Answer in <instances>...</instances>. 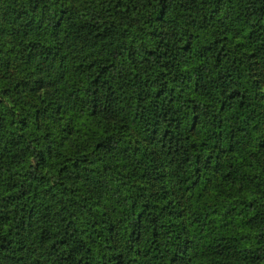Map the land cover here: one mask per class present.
<instances>
[{
    "label": "trees",
    "instance_id": "1",
    "mask_svg": "<svg viewBox=\"0 0 264 264\" xmlns=\"http://www.w3.org/2000/svg\"><path fill=\"white\" fill-rule=\"evenodd\" d=\"M76 6L0 0V264H264L263 168L235 140L260 117L234 54L242 38L264 56V0ZM205 157L222 196L189 229L143 177L158 166L170 193L195 188Z\"/></svg>",
    "mask_w": 264,
    "mask_h": 264
},
{
    "label": "rangeland",
    "instance_id": "2",
    "mask_svg": "<svg viewBox=\"0 0 264 264\" xmlns=\"http://www.w3.org/2000/svg\"><path fill=\"white\" fill-rule=\"evenodd\" d=\"M69 3L73 5H79L82 0H76L75 2ZM77 7V6H76ZM203 38V35L197 34L194 41L195 43H200ZM238 38H233V43ZM239 46H236L237 49L234 50V54L237 57H240L238 60V64L243 71V76H241V81L244 85V88L250 95L251 99L255 102L256 108L259 111L260 123L257 127L251 128L248 130L247 135H243L242 132H238V136L235 139L241 148L251 149L259 162V165L263 168V178H264V56L258 49H255L252 45L246 42L245 39L240 38ZM186 92L192 94L193 93V85L191 81H188L185 84ZM180 110L183 114V124L187 131L194 134L196 131L195 122L193 121L192 115L188 113L186 109ZM224 120H226L232 127L235 129L238 127L239 123V115L231 113V112H222ZM78 126V124H75ZM89 127L79 128V132L84 133L88 131ZM228 135H230V130H228ZM70 138H68L65 143L70 142ZM226 141L229 140L227 137ZM228 145V146H227ZM225 145L227 150L219 149L218 146H214L210 141L207 142L205 147H202L201 150L206 153H211L215 157L224 158L232 155V150L229 148V144ZM201 177L200 184L195 188H186L185 190L178 193H170L167 191L165 175L161 168L158 166L154 171L148 170L147 173L144 174V179L148 183L149 191L156 193L160 197L164 199H170L172 203L176 204V206L180 207V211L182 212V220L187 228L191 229L194 227V217L193 213L196 211H205L210 210L214 206L215 199L220 198L222 194L218 193V187H220L223 182L219 175L217 174V165L215 159H208L207 157L203 158L201 161ZM142 177V176H141ZM224 185V184H223ZM107 203L106 207L112 214V216L117 218V210L113 204ZM222 211L220 210V214L218 215V219L220 220V225L223 223L225 225L223 233H235L231 232V225L235 221L234 219H229L227 222H224L222 219ZM229 216L231 213L228 214ZM219 225V226H220ZM219 230V229H218ZM121 247L123 251L126 253L127 258L129 257L131 251L133 252V247L130 246V242L125 239V237H121L119 239ZM142 252H145L144 246L141 247ZM139 255L138 252H135L133 255ZM131 257V256H130ZM30 260V257H29ZM131 260V259H130ZM171 260V259H170ZM174 260V259H173ZM171 260V261H173ZM134 262L132 261V264Z\"/></svg>",
    "mask_w": 264,
    "mask_h": 264
}]
</instances>
